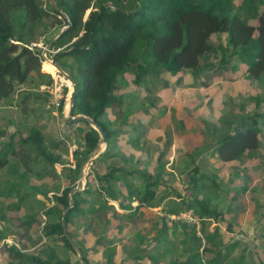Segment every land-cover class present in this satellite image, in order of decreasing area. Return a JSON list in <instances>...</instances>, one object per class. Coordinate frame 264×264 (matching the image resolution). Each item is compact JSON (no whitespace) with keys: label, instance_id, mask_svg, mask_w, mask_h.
I'll use <instances>...</instances> for the list:
<instances>
[{"label":"trees","instance_id":"trees-1","mask_svg":"<svg viewBox=\"0 0 264 264\" xmlns=\"http://www.w3.org/2000/svg\"><path fill=\"white\" fill-rule=\"evenodd\" d=\"M53 2L57 8L48 0L46 2L0 0V103L21 109L29 98H33L35 105L39 100H42L43 104L47 102L49 93L46 90L40 89L46 99L33 93L24 95L25 93L19 90L27 82L34 83V77L40 80L47 77L45 83L41 81L33 85L38 90L41 85L50 86L53 82L48 75L41 73L43 62L41 50L33 46L42 38L49 44V50L55 51L54 54L50 53L55 64L60 59L74 60L69 72V76L77 85L73 115L88 117L106 133V148L93 161L90 169L96 188L92 189L91 180L87 178L84 190L73 194L74 205L65 219L66 230L72 239L71 228L74 224L76 228L80 227L75 230L84 238H90L92 244L88 247L80 246L82 243L76 242L82 259L90 264L86 248H91L88 251L90 253H97L99 245L105 243L107 245L103 251L104 262L97 264H124L123 260H114L116 245L112 240V238L116 240L117 237L119 241L122 239L121 220L128 217L130 220L138 214L140 208L158 207L172 194L179 201L166 203L173 206L166 211V215L192 211L198 222L221 219V213L217 212L216 206L212 204V192L209 195L206 191L207 183L212 182L211 189H216L219 185L215 177L202 173L197 164L190 170L192 172L187 187L190 193L183 198L176 191H167L161 185V177L162 174H166L167 163L161 160L163 153H159L156 158L154 174L128 165L145 161L143 153L140 152V155L136 156L135 150L140 146L141 138L135 136L134 127L126 118L133 109L126 110L123 107V97H117L116 92L120 88V81L127 73L133 76V84L141 87L147 85V77L159 80L160 76L168 75L174 79L181 77L182 81L186 76L197 79L209 66L212 68L218 66L220 70L229 73L237 72L238 65L244 66L243 78L259 80L262 84L264 0H243L241 8H237L233 0H53ZM87 11L89 13L84 18ZM251 21H254V25ZM63 27L67 29L58 34L57 38L53 36L46 39L50 35L49 31L62 30ZM214 34H219L218 38H223V42H218L217 46L209 42ZM223 34H226V39ZM53 39L55 40L51 42ZM213 52L221 55L218 65L204 62ZM50 54H47V57ZM230 61L234 63H229L230 67L226 66L225 63ZM14 95L16 99H13ZM257 100L259 101V98ZM38 109L31 108L32 112L29 114L32 115ZM118 110L123 114L127 112L121 117L120 115L116 117L118 126L120 123L119 129L110 128L104 118L108 111L116 114ZM21 112L23 116H27L24 108ZM262 115L263 113H258L240 117L232 134L218 138L214 151L220 162L239 161L246 152L258 148L264 150V143L259 139L262 129L258 118ZM35 123L24 133L19 130L10 133L8 127L11 124L4 126L0 123V140L4 139L0 141V180L5 182L7 188L4 192L1 190L0 206L7 201L11 208L17 209L20 204L26 206V201L30 202L33 199L39 207L45 206L37 196L42 194L44 199L49 200L46 194L48 189L37 193L34 198L23 188L36 170H41L37 177L40 179L54 172L56 164L63 166V173L56 177L59 183H68L60 194L52 196L53 206L43 210L48 221L42 231L46 238L59 240L64 250L59 252L58 247L54 245L41 251L39 256L27 255L17 247L10 246L7 247V252L11 254L12 259L7 264H73L65 256L66 250L72 253L74 251L64 237L61 214L68 206L69 191L76 186L79 166L94 149L99 135L87 123L77 122L84 127L77 130L81 135L80 150L77 149L72 154L75 168L71 169L65 167L63 161V155L68 153V147L72 144L71 136L65 135L62 139L49 137L43 133V126ZM119 136L123 147L121 144L117 145L116 139ZM201 150H195L191 155L184 154L192 162L190 164L195 163L194 156ZM175 163V166L180 167L187 162L176 160ZM135 178H139L138 183L135 182ZM160 189L162 190L159 195L157 191ZM14 191L18 200L11 204L13 196H16L13 195ZM109 201L117 202L119 210L130 213H118L109 205ZM132 202L137 203L134 209L131 206ZM108 209L113 212L111 217L106 215ZM132 210L134 211L131 212ZM77 221L81 223L77 225L75 223ZM114 221L117 222L116 225ZM164 221V219L160 221L162 222L160 225L158 222L154 224L158 227V238L153 237L149 242L145 239L140 240L138 234L136 236L138 245L128 253L138 258L146 257L151 264L160 262L224 264L223 255L230 256L236 246L224 245L223 250L218 249L212 259L204 260L206 253H212L215 246L213 239L218 235V228L212 234L199 236L194 225L174 223L168 228ZM100 226H102L100 237L94 239ZM109 229L113 231L110 236L106 234ZM177 231L183 236L179 242L175 241L178 239ZM200 231L204 230L201 228ZM171 237H174V240H170ZM138 258L135 259V264L140 261ZM244 258V253H241L238 263L233 264H248Z\"/></svg>","mask_w":264,"mask_h":264},{"label":"rangeland","instance_id":"rangeland-1","mask_svg":"<svg viewBox=\"0 0 264 264\" xmlns=\"http://www.w3.org/2000/svg\"><path fill=\"white\" fill-rule=\"evenodd\" d=\"M46 1L44 0V2ZM233 2L237 8H241L243 4V0H233ZM88 13L89 11L85 13L84 18H86ZM251 23L254 25V21H251ZM60 32L61 30L59 29L49 31L50 35L46 39L53 36L57 37L58 34L60 35ZM218 37H220L219 34H214L209 42L213 46H217L218 42H223V38ZM223 37L226 39V34H223ZM38 44L43 46L42 49L39 48L42 54H50L47 52L49 44L44 42L43 38ZM218 52L209 54L204 62L218 65L221 57ZM48 59L51 66H53L51 54ZM229 63L233 64L234 62L230 61L225 63V65L230 67ZM72 64H74V60L71 58L60 59L56 63L68 75ZM238 67L239 70L237 72L229 73L226 70H220L218 66L213 68L209 66L208 70L201 77L195 79L186 76L183 81L181 77L174 79V77L168 75L160 76L159 80L155 77H147V85L141 87H136L133 84V76L127 73L120 81V88L116 92V95L117 97H123V107L126 110L133 109L126 118L128 123L133 125L135 136H140L141 138L140 146L135 150L136 156L138 157L140 152L143 153L142 157H144L145 161L144 163L141 161L128 165L136 169L147 170L150 174H154L156 158L159 153H163L161 160L167 161V163L165 165L166 174H162L161 177V185L167 191H176L182 198L187 197L190 193L187 187L190 183L191 176L189 175L192 172L190 170L194 164H197L200 171L205 175L215 177L219 187L211 189L212 182L207 183L208 188L206 191L209 195L212 192V204L216 206L217 212L221 213V219L218 221L204 220L194 224L199 236L208 233L212 234L218 228V235L213 239L215 246L212 248V253H206L203 259H212L218 249L223 250L222 247L224 245H236L239 243L238 246L234 247L230 256L224 257L223 255L224 264L237 262L241 253H244V260L248 264H264V150L263 148H258L251 152H246L239 161L229 163L220 162L214 151L218 138L232 134L240 117L257 115L258 113H263L262 117L258 118V121L262 129L259 139L264 143V86L262 85L264 84V78L262 79V84L259 80L252 81L243 78L242 71H244L245 67L241 65H238ZM54 69L56 72V68ZM41 73L48 75L52 80L55 78V73H52L49 66H45V64L43 69L41 67ZM38 79L34 77V83L27 82L21 86L19 89L21 93H25L24 95L33 93L39 95L41 98H45V94L40 91L44 85H41L39 90L33 85L41 81L45 83L47 77L41 80ZM71 90L70 86L64 87V95L66 94L64 106L66 105V108H68L67 98ZM258 98L259 101L257 100ZM13 99H16L15 95ZM17 101H20V99H17ZM23 108L26 110L25 114L27 116H23L21 112ZM31 108L39 109L30 115L29 113L32 112ZM21 109L0 103V123L4 126L11 124L8 127L10 133L15 130L24 133L26 129L37 122L35 124L42 125L43 133L49 137L62 139L65 138V135L71 136L72 144L70 143L71 145L68 147V153L63 155V161L65 167L74 169L75 161L72 154L77 149L80 150L81 138L77 130L80 127H84V125L79 123L68 125L64 117L60 118V123L57 125L55 114L48 105V99L45 104L42 103V100H39L35 105L33 98H29ZM124 114L120 110L116 111V114L108 111L104 120L109 123L110 128L119 129L120 123L118 126L116 117L118 115L121 117ZM6 122L10 123L5 124ZM120 136L119 138L116 137V140H118L117 145L121 144L123 147V142L119 140ZM198 149H202L203 151L201 150L200 153H197L198 155L194 156L195 163L190 164L192 162L184 154H194V151ZM176 160H184L187 163L178 167L175 166ZM62 167L56 164L54 172L40 179L37 177L41 174V170H36L34 175H30L27 180L29 182L23 188L28 195L34 198L37 193H42L48 189L46 193L48 197H46L49 200L44 199L42 194L37 196L43 202L41 204H45V206L39 207L36 205L35 199L30 202L26 201V206L20 204L17 209L11 208L12 206L7 201H4V204L0 206V232L2 231V236H0V264H7L12 259L11 254L7 252V247L10 246L17 247L27 255L39 256H41V251L54 245L58 247L59 252L64 250L59 240L56 238H46L42 231L44 224H47L48 221V218L43 214V210L53 206L52 196L60 194L62 188L68 183H59L56 177L63 173ZM90 169L91 165L88 166L85 172V181L87 178L90 179L92 183L91 187L94 189L96 188V182L90 174ZM138 181L139 178H135V182L138 183ZM4 183L1 179L0 193L1 190L4 192L7 189ZM161 190L157 191L159 195ZM13 195L16 196H13L11 204L16 203L18 200L15 191ZM170 201H179V199L172 194L165 198L158 207L146 208L148 210L145 211H149L148 214L152 213L154 222L158 221V225H160L162 223L160 221L164 219L163 215L173 207L171 203L166 204ZM109 205H112L110 201ZM112 206L115 210L119 209L116 204ZM131 206L132 208H136L137 203L132 202ZM108 210L106 215L111 217L113 212L111 209ZM116 211L119 213L123 212L120 210ZM135 216L137 223L133 224L142 226L144 222L140 220V214H135ZM114 222L113 224L116 225L117 222ZM154 222L149 224L152 228L151 232L147 235L149 242L153 240L151 235L155 234L156 229L153 228ZM75 223L78 225L81 222L77 221ZM181 225L183 224L181 223ZM167 227L171 228L172 226ZM75 228L74 224L71 230L75 243H82L80 246L83 247H88L92 244L89 237L84 238ZM101 228L102 226L98 228L97 234L93 237L94 239L100 237ZM201 228L204 230L203 232L200 231ZM178 231L177 236L180 240L183 236ZM112 232L109 229L106 231V234L110 236ZM129 236L130 233L122 234L120 244L125 248L121 246V248L117 249L116 246L115 261H120L124 255L129 254L130 249H126L127 246L131 248ZM171 238L173 239L174 237ZM112 240L117 243V240L113 238ZM179 240L175 241L179 242ZM106 245L105 243L99 245L97 253H90L88 251L91 248H86V256L90 264L104 262L103 251ZM65 253V256L73 264H80L75 253L68 250ZM60 257L63 256L60 255ZM160 263L164 264V262Z\"/></svg>","mask_w":264,"mask_h":264},{"label":"water","instance_id":"water-1","mask_svg":"<svg viewBox=\"0 0 264 264\" xmlns=\"http://www.w3.org/2000/svg\"><path fill=\"white\" fill-rule=\"evenodd\" d=\"M51 5L55 8H57L55 6V3L53 2V0H48ZM67 29V27H65L64 29L61 30L60 34H62L65 30ZM57 38V37H56ZM55 38V39H56ZM55 39H53L51 42H53ZM52 65L56 68L57 72L63 76L66 80H68L69 86L71 87V92L68 95L67 98V103H68V109L66 110V113H64V119L65 122L68 125H73L77 122H83V123H87L89 126H91L99 135V139L94 147V149L89 153V155L84 159V161L80 164L79 166V171H78V177H77V183L76 186L74 188H72L69 193H68V206L63 210L62 214H61V227H62V231L64 234V237L66 239V241L69 243L70 247L72 248V250L74 251V253L77 255L80 264H87L83 259H82V255L81 252L79 250V248L77 247L75 241L69 236L67 230H66V215L69 212V210L73 207L74 203L72 200V196L74 193L77 192H81L82 190H84L85 187V172L88 168V166L92 165L93 161L101 154L103 153V151L106 148V133L105 131L98 125L96 124L94 121H92L91 119H89L86 116L83 115H77L74 116L73 115V107H74V102H75V98H76V93H77V85L75 84V82L73 81V79L66 73H64L56 64L54 61H51Z\"/></svg>","mask_w":264,"mask_h":264},{"label":"built area","instance_id":"built-area-1","mask_svg":"<svg viewBox=\"0 0 264 264\" xmlns=\"http://www.w3.org/2000/svg\"><path fill=\"white\" fill-rule=\"evenodd\" d=\"M33 46H37L42 49L43 46L40 44H33ZM47 52L54 54L55 51L47 50ZM41 57L43 59L42 63L49 62L47 54L41 53ZM68 81L61 76L57 71L55 72V78L53 79V83L50 86H42L41 90H46L49 93L48 105L52 109L53 113L56 117L57 125L60 123V118L64 117V113H66V109L64 106V87L68 86ZM61 109V110H60ZM165 223L167 226L171 227L174 223H182L184 225H194L197 224L198 220L194 218L192 211H187L185 213H180L177 215H163Z\"/></svg>","mask_w":264,"mask_h":264},{"label":"crops","instance_id":"crops-1","mask_svg":"<svg viewBox=\"0 0 264 264\" xmlns=\"http://www.w3.org/2000/svg\"><path fill=\"white\" fill-rule=\"evenodd\" d=\"M253 22V21H252ZM252 24V23H251ZM43 64V63H42ZM45 64V63H44ZM41 67H42V69H43V65H41ZM93 164V163H92ZM111 202V204L113 205V204H116L117 205V202H112V201H110ZM132 204V203H131ZM132 206H135V205H132ZM117 208H118V205H117ZM134 208V207H133ZM116 210H118L119 211V209H116ZM145 210H148V209H146V207L144 208H140V210H139V212H138V215L140 214V216H139V218H141L140 220L141 221H143L144 222V224H142V226H136V225H134L133 223H137V220H136V216H134L133 218H131L130 220H129V217L128 218H123L122 219V222H124V223H120L121 224V226H122V228H123V234H128V233H130V236H129V241H130V246H131V248L129 247L128 248V246L126 247V249L128 250V249H132V248H134V247H136L137 245H138V242H137V240H136V236H138V234H139V239L141 240V239H145V240H148L147 239V235H148V233L149 232H151V230H152V228L149 226V224H152L153 222H154V218H153V216H152V213L151 214H148V212L149 211H145ZM121 211V210H120ZM134 210H132L131 212H133ZM119 213V212H118ZM120 213H123V212H120ZM127 213H130V212H125V214H127ZM149 219H150V221H149ZM234 220V219H233ZM158 222V221H157ZM156 222H154V224H155ZM153 228H155L156 230H155V234L154 235H151V237L153 238H158L159 237V231H158V227H155V225L153 226ZM154 230V229H153ZM168 233H170V232H168ZM146 234V235H145ZM170 236V234L168 235V238H170L169 237ZM177 238H178V236H177ZM117 239H118V237H117ZM116 239V240H117ZM172 240H174V239H172ZM177 240H179V239H177ZM121 243V241H119V239L117 240V243H115V245L117 246V249H119V248H121V246H123V245H121L120 244ZM239 244V243H238ZM238 244H236V246H238ZM125 245V244H124ZM124 247V246H123ZM125 248V247H124ZM136 258H138L137 256H135L134 254H126V255H124L122 258H121V260H123V263L124 264H135V259ZM138 259H140V261H138V262H136V263H138V264H151V262L149 261V259L148 258H146V257H143V258H138ZM158 264H162V263H158Z\"/></svg>","mask_w":264,"mask_h":264},{"label":"bare ground","instance_id":"bare-ground-1","mask_svg":"<svg viewBox=\"0 0 264 264\" xmlns=\"http://www.w3.org/2000/svg\"><path fill=\"white\" fill-rule=\"evenodd\" d=\"M42 65H44V63L42 64ZM49 66V68H50V70L52 71V73H55V67H53V66H51V64L49 63V62H45V66ZM55 76V75H54ZM67 105H68V103H67ZM67 106L65 105V109L67 110L68 108H66Z\"/></svg>","mask_w":264,"mask_h":264}]
</instances>
